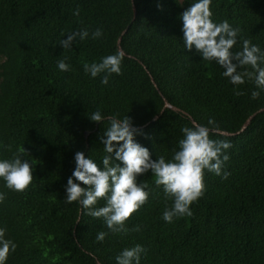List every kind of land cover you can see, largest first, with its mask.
I'll return each instance as SVG.
<instances>
[{
    "label": "trees",
    "instance_id": "1",
    "mask_svg": "<svg viewBox=\"0 0 264 264\" xmlns=\"http://www.w3.org/2000/svg\"><path fill=\"white\" fill-rule=\"evenodd\" d=\"M194 2L0 0V161L21 153L33 174L23 192L0 178V228L16 245L5 264H117V255L136 245L144 249L139 264H264V90L247 78L234 85L214 60L185 48L180 14ZM210 10L214 23L240 29L230 51L248 39L264 52V0H211ZM83 29L86 39L60 45ZM96 29L102 35L93 39ZM120 52L121 73L107 85L105 73L85 71L86 63ZM59 60L70 70H59ZM245 70L253 71L237 68ZM96 111L101 122L89 119ZM126 115L153 160L172 159L184 127L206 126L210 139L231 143L222 174L204 171V194L190 205L191 216L163 219L173 201L150 170L137 177L149 195L125 221L126 233L113 234L78 201L66 203L75 153L103 169L104 131Z\"/></svg>",
    "mask_w": 264,
    "mask_h": 264
},
{
    "label": "clouds",
    "instance_id": "2",
    "mask_svg": "<svg viewBox=\"0 0 264 264\" xmlns=\"http://www.w3.org/2000/svg\"><path fill=\"white\" fill-rule=\"evenodd\" d=\"M211 0H195L181 14L184 46L195 51L205 61L214 60L223 69V75L230 78L234 85L245 83V78L252 80L257 89L264 90V52L250 40L243 39L242 50L230 51L237 42L240 29L233 28L228 21L214 23L211 19ZM79 15V9L73 13ZM102 35L100 29L91 33L93 39ZM89 36L87 29L69 33L60 40V45L67 49L77 39L84 40ZM123 52L108 55L100 63L85 64L84 69L92 77L105 73L101 83L107 85L112 73H121ZM235 61V62H234ZM61 71H69V65L64 60L57 61ZM250 66L253 71L238 72V67ZM235 95H243L236 91ZM259 91H252L251 98H259ZM91 121L101 122L99 111L91 114ZM208 124L215 121L209 119ZM139 129L131 123L127 115L123 120L112 118L109 127L104 131L102 143L105 155L102 159L103 169L83 152H76L75 169L67 180L66 203L78 201L87 215L103 218L108 230L115 233H126L125 221L146 203L149 192L147 182L138 184L137 177L148 172L154 176L157 187L162 186L166 199H172L171 208L163 212V219L172 222L174 216H191L190 205L204 194V171L208 170L216 175L222 174L224 163L229 156L224 151L231 147L229 141H215L209 137L206 126L184 127L181 129L183 138L178 141L179 150H174L172 159L166 161L164 156L153 160L146 147L134 140ZM115 142V143H114ZM24 152H27L23 148ZM114 153V155H112ZM18 153L11 160L0 161V178L6 182V187L17 192H23L33 180L32 166L29 161L21 158ZM120 163L113 164L112 161ZM228 173L223 172L222 178ZM78 181L80 183L74 182ZM81 183L84 187H81ZM5 196L0 193V202ZM103 199L105 205L99 208L93 206ZM139 231V226L133 229ZM106 232L97 233V241H103ZM5 229L0 228V264H5L10 248L16 245L4 239ZM144 251L141 245L122 250L116 257L117 264H139L140 254Z\"/></svg>",
    "mask_w": 264,
    "mask_h": 264
}]
</instances>
